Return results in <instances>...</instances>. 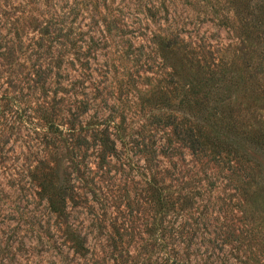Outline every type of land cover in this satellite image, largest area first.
I'll return each mask as SVG.
<instances>
[{
  "label": "rangeland",
  "instance_id": "rangeland-1",
  "mask_svg": "<svg viewBox=\"0 0 264 264\" xmlns=\"http://www.w3.org/2000/svg\"><path fill=\"white\" fill-rule=\"evenodd\" d=\"M208 101L264 128V0H0V264H264V155L195 152Z\"/></svg>",
  "mask_w": 264,
  "mask_h": 264
},
{
  "label": "trees",
  "instance_id": "trees-1",
  "mask_svg": "<svg viewBox=\"0 0 264 264\" xmlns=\"http://www.w3.org/2000/svg\"><path fill=\"white\" fill-rule=\"evenodd\" d=\"M165 42H173L169 38L166 39ZM170 47V45H168ZM238 72V71H236ZM208 79L205 84V89L207 90V93L211 94L212 89L214 88V85L217 80L221 81L224 85L226 83L225 75H223V80L217 79L216 73H213V70L208 73L207 75ZM234 79V78H233ZM232 85V84H230ZM227 86V85H226ZM228 88V87H227ZM212 102H200V106L202 107V110L205 112L206 108L208 109V112H205L207 116L205 117V127L208 128L209 135H205L206 133L203 131V124L199 120V125L197 126L196 130L189 128L187 131V137L185 138V141L189 144H191V147L194 149L195 152H203L207 149L216 150L218 151V155L220 157H223L222 154L225 153L227 157H231L229 161H238L241 163V161H244L245 158L240 154V151H243L242 147H248L250 151L252 149H256L262 152L264 155V128L263 124L256 122V124L249 127H244L240 125L237 121H231L229 119L228 126L224 129H227V132L224 134V136H228L229 139H226L220 135H218L217 132L218 126L213 120L214 116V108L212 111H210V107ZM216 103H220L218 100ZM198 104V102H197ZM196 104V106H197ZM225 113V112H223ZM185 126V125H184ZM50 129L53 130V125H50ZM75 128H72L71 130L74 131ZM55 132H58L56 130ZM61 134V132H60ZM224 138V139H223ZM102 141V140H101ZM85 142V140H84ZM103 145L106 146L107 152L112 150L113 148L109 147L107 143L103 142ZM247 163H251L255 165V162L252 160H245ZM250 166L249 168H251ZM258 168V166L256 165ZM55 178V179H54ZM58 178L53 177L51 179L50 185H44V190H50V196L48 200L50 201V207L53 212L62 214V205L64 206L65 198L69 194L68 188L64 185H57L56 181ZM51 182H54L56 186H54ZM259 190H257L258 192ZM256 192V194H257Z\"/></svg>",
  "mask_w": 264,
  "mask_h": 264
}]
</instances>
